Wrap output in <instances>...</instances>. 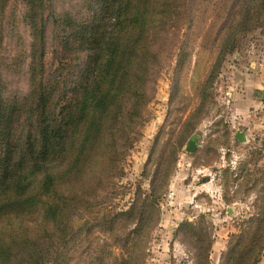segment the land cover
Segmentation results:
<instances>
[{"label": "trees", "instance_id": "16d2710c", "mask_svg": "<svg viewBox=\"0 0 264 264\" xmlns=\"http://www.w3.org/2000/svg\"><path fill=\"white\" fill-rule=\"evenodd\" d=\"M194 1L87 0L81 19L56 15L58 65L46 74L43 1L27 0L33 35L29 95L6 99L0 76V264H74L76 247L86 242L91 248L95 232L108 239L99 244L100 255L87 252L80 264H145L138 252L159 221L172 165L206 109L207 94L204 100L198 93L186 116L169 110L154 147L167 132L172 137L164 148L170 151H162L149 191L137 185L127 210H110L107 199L147 121L156 49ZM236 7L226 10L228 18H237L224 27L211 73L238 48V35L264 29V0H241ZM178 233L191 243L195 264H212L213 237L204 215L183 221ZM263 249L264 204L232 234L222 264H259Z\"/></svg>", "mask_w": 264, "mask_h": 264}, {"label": "rangeland", "instance_id": "374dc122", "mask_svg": "<svg viewBox=\"0 0 264 264\" xmlns=\"http://www.w3.org/2000/svg\"><path fill=\"white\" fill-rule=\"evenodd\" d=\"M42 1L48 74L58 65L55 16L69 13L81 19L87 15V0ZM236 2L238 10L241 0L190 2L189 12L156 49L159 61L155 83L150 84L153 98L147 121L125 160V175L115 181L116 190H109L114 192L107 199L110 210H127L139 184L149 191L162 151H170L169 146L164 148L172 137L167 132L160 146L156 150L154 147L169 110L173 109L172 116H186L198 104V93L203 91L204 100L205 94L208 99L191 136L198 138L199 145L196 151L188 152L190 138L179 152L167 191L160 199L159 221L149 242L138 252L144 255L145 264H195L192 245L178 233V228L183 221L197 222L203 215L213 237L211 263L222 264L232 234L239 233L245 221L257 215L264 204V29L250 30L242 39L238 35V48L228 53L211 73L224 40V27L231 17L237 18H228L226 10ZM0 4V76L4 96L22 100L31 91L33 35L27 20L30 5L27 0H0ZM239 131L245 133L246 141L237 138ZM78 223L76 219L75 224ZM94 234L98 236L91 238V248L86 242L76 247L74 264H80L87 252L100 255L99 244L108 235ZM263 258L264 249L259 264Z\"/></svg>", "mask_w": 264, "mask_h": 264}, {"label": "water", "instance_id": "95a60500", "mask_svg": "<svg viewBox=\"0 0 264 264\" xmlns=\"http://www.w3.org/2000/svg\"><path fill=\"white\" fill-rule=\"evenodd\" d=\"M236 136H237V138H238L240 141H246V140H247V137H246V135H245L244 132L239 131V132H237ZM198 145H199V144H198V138L193 137V138H191V139L188 141V144H187V146H186V150H187L188 152H194V151H196Z\"/></svg>", "mask_w": 264, "mask_h": 264}, {"label": "crops", "instance_id": "0c3cea01", "mask_svg": "<svg viewBox=\"0 0 264 264\" xmlns=\"http://www.w3.org/2000/svg\"><path fill=\"white\" fill-rule=\"evenodd\" d=\"M261 264H264V258H263V261H262V263Z\"/></svg>", "mask_w": 264, "mask_h": 264}]
</instances>
